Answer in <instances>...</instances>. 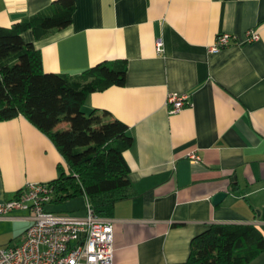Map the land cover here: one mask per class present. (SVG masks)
I'll list each match as a JSON object with an SVG mask.
<instances>
[{"label": "crops", "instance_id": "obj_1", "mask_svg": "<svg viewBox=\"0 0 264 264\" xmlns=\"http://www.w3.org/2000/svg\"><path fill=\"white\" fill-rule=\"evenodd\" d=\"M57 1L0 0V27ZM73 1L67 27L22 37L40 51L45 73L126 63L123 86L83 105L108 112L133 139L123 156L137 195L109 217L113 264L185 263L192 239L211 225H252L264 238V0ZM249 30L257 41L247 42ZM222 33L235 41L211 52ZM170 94L188 96V105L170 114ZM59 165L52 141L26 118L0 122V203L30 182L50 183ZM220 192L226 198L213 205ZM32 217L0 216V249L22 243ZM246 264H264V249Z\"/></svg>", "mask_w": 264, "mask_h": 264}, {"label": "trees", "instance_id": "obj_2", "mask_svg": "<svg viewBox=\"0 0 264 264\" xmlns=\"http://www.w3.org/2000/svg\"><path fill=\"white\" fill-rule=\"evenodd\" d=\"M74 10L73 0H60L10 28L0 27V122L23 116L63 157L66 167L59 165L50 182L47 211L83 198L95 214L109 218L118 202L137 195L123 156L133 139L108 112L86 114L83 105L93 92L123 86L126 63H100L78 75L45 73L40 51L22 37L31 31L40 40L67 27ZM263 249L255 226L211 225L192 239L182 264H246Z\"/></svg>", "mask_w": 264, "mask_h": 264}, {"label": "built area", "instance_id": "obj_3", "mask_svg": "<svg viewBox=\"0 0 264 264\" xmlns=\"http://www.w3.org/2000/svg\"><path fill=\"white\" fill-rule=\"evenodd\" d=\"M247 42L257 41L254 30L247 31ZM235 41L230 34H220L209 50L218 52ZM162 43L157 42L161 51ZM189 103L188 96L170 94L166 105L170 114L180 112ZM189 158L198 160L195 154ZM53 187L50 183H28L17 195L0 203V216L13 211H29L33 223L25 231L22 243L0 249V264H113V223L100 217L86 201L84 215L47 211Z\"/></svg>", "mask_w": 264, "mask_h": 264}, {"label": "rangeland", "instance_id": "obj_4", "mask_svg": "<svg viewBox=\"0 0 264 264\" xmlns=\"http://www.w3.org/2000/svg\"><path fill=\"white\" fill-rule=\"evenodd\" d=\"M86 114L90 112H85ZM85 207V201L83 198H76L74 200H71L67 202L66 204L54 207L52 206V209H49L50 211L54 213H60V214H70V215H78L83 213Z\"/></svg>", "mask_w": 264, "mask_h": 264}, {"label": "water", "instance_id": "obj_5", "mask_svg": "<svg viewBox=\"0 0 264 264\" xmlns=\"http://www.w3.org/2000/svg\"><path fill=\"white\" fill-rule=\"evenodd\" d=\"M226 196L227 193L224 192L217 193L211 198V202L213 205H218L226 198Z\"/></svg>", "mask_w": 264, "mask_h": 264}]
</instances>
